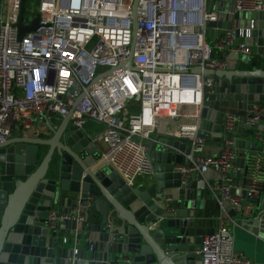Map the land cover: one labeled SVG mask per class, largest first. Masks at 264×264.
<instances>
[{
  "label": "built area",
  "instance_id": "1",
  "mask_svg": "<svg viewBox=\"0 0 264 264\" xmlns=\"http://www.w3.org/2000/svg\"><path fill=\"white\" fill-rule=\"evenodd\" d=\"M20 2L0 3V143L34 131L47 133L51 118L65 119L73 112V124L81 130L90 122L102 127L89 134L104 146L103 161L132 187L152 175L145 144L157 143V131L176 133L191 143L186 162L175 166L182 186L197 182L221 212L218 228L202 240L201 264H257L235 250L234 228L259 213L264 153L238 150L235 139L239 128L262 123L264 104L249 106L242 115L222 113L223 129L235 137L216 156L205 154L208 141L198 133L205 99L215 87L214 78L202 71H225L231 56L254 55L243 33L238 39L223 31L208 42V23L228 14L264 12V0H237L227 10L211 11L209 0H138V35L135 0H37L26 8L24 25L39 17L38 28L19 41ZM248 130L252 142L264 148V133ZM239 158L245 160L241 178L235 176ZM92 200L79 198L69 214L52 208L50 231L68 220L85 221ZM129 263L127 256L108 261Z\"/></svg>",
  "mask_w": 264,
  "mask_h": 264
},
{
  "label": "water",
  "instance_id": "2",
  "mask_svg": "<svg viewBox=\"0 0 264 264\" xmlns=\"http://www.w3.org/2000/svg\"><path fill=\"white\" fill-rule=\"evenodd\" d=\"M216 1L224 4L218 9L227 10L237 0H210L209 11ZM26 2H20L19 41L36 31L39 24L37 17L30 19L31 25H24ZM137 3L135 0L133 5L135 35ZM208 28L209 40L218 39L223 31H231L238 39L243 33L244 43L254 50L253 56L238 57L237 70L202 71L214 78L215 87L205 99L198 137L213 146H224L235 136L223 129V100L229 98L243 109L264 104V12L228 14L223 21L208 23ZM131 64L129 61L127 67ZM72 113L57 130L47 123L53 132L50 139L20 136L0 143V264H108L114 256L129 257V264H201L202 240L215 228L202 226L196 218L197 182L182 186V176L175 171V166L186 162L191 143L176 133L157 131V143L145 144L152 175L147 183L130 187L103 161L101 145L73 124ZM263 123L264 118L260 125L241 127L239 131L264 133ZM251 136L238 135L236 149L264 153V148L247 140ZM244 165V159H237L239 178ZM79 198L93 199L86 220L65 221L51 232L48 212L55 208L69 214ZM224 208L231 217L236 216L229 204L225 203ZM258 210L254 221L237 226L251 238L245 244L252 252L264 241V198ZM66 231L77 236L87 234L98 248L94 246L96 250L79 259L74 249L59 245V237Z\"/></svg>",
  "mask_w": 264,
  "mask_h": 264
},
{
  "label": "crops",
  "instance_id": "3",
  "mask_svg": "<svg viewBox=\"0 0 264 264\" xmlns=\"http://www.w3.org/2000/svg\"><path fill=\"white\" fill-rule=\"evenodd\" d=\"M2 0H0L1 3ZM210 1V0H209ZM209 4V3H208ZM218 1L214 2V6L212 7V10H219V7H224V4H218ZM220 5V6H219ZM211 11V10H210ZM213 42V40H210V43ZM238 65V56H231L230 57V66L227 70H237ZM222 107L220 109L221 114L222 113H233V114H239L242 115L245 113V109L242 108V106L238 105L237 103L231 101L229 98L223 100ZM64 119L62 118H51L49 121V125L54 129L57 130L60 125L62 124ZM264 124V123H263ZM47 126V125H46ZM102 127L100 125H97L95 123H88L86 126L87 133H94V132H100ZM239 134L248 135L251 132L249 130L243 129L242 131H238ZM252 134V133H251ZM27 138L30 139H43L47 140L52 138L53 132L48 128L47 133L42 132H31L24 135ZM247 140H251L252 138H247ZM209 143V142H208ZM101 145V144H100ZM102 150L104 151V146L101 145ZM222 149V146H213L210 143L207 144L205 148V154L207 156H216L220 153ZM235 176L239 178L238 173H235ZM211 177V175H210ZM150 179L149 176L140 178L136 183V185H142L147 183V181ZM195 212H196V218L202 219L200 220V224L206 228H215L217 229L219 226V223L217 221V218L220 217L221 212L219 209V206L215 202V200L209 195L205 194L202 191H199L198 193V200L195 203ZM93 218H99L93 217ZM203 218H208L209 220H203ZM216 218V220H215ZM255 219V218H254ZM254 219L249 221H254ZM243 223V221L241 222ZM68 239L67 244L63 243V239ZM76 239L78 241H76ZM257 244V243H256ZM59 245L67 247L69 249H77L78 250V256L79 259L82 258V255H85L87 252H90L91 250L95 249L94 246L98 248V244L95 245V243H91L89 240V236L87 234H84L83 236H77L76 233L72 231H66L65 234H61L59 237ZM96 250V249H95ZM255 255L254 261L257 264H264V241L261 242L258 245V248L254 249V252H252Z\"/></svg>",
  "mask_w": 264,
  "mask_h": 264
},
{
  "label": "rangeland",
  "instance_id": "4",
  "mask_svg": "<svg viewBox=\"0 0 264 264\" xmlns=\"http://www.w3.org/2000/svg\"><path fill=\"white\" fill-rule=\"evenodd\" d=\"M33 2H35V6H36L37 0H27L26 8L30 9ZM207 41L210 42L209 38H207ZM254 212L257 213V210ZM241 219H242V215H241V213H239L238 214L239 222H241ZM238 226H240V225H238ZM235 234H236L235 250L238 252L244 253L249 259L253 260L252 255H251V254H253L251 251V247L248 244H245V241H249L251 239L249 237V235L247 234V232L242 230L240 227H237Z\"/></svg>",
  "mask_w": 264,
  "mask_h": 264
}]
</instances>
